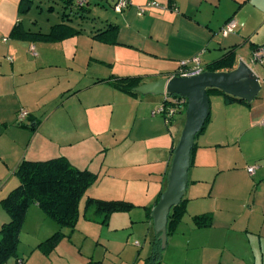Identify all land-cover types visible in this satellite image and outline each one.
Segmentation results:
<instances>
[{
  "label": "crops",
  "instance_id": "0c3cea01",
  "mask_svg": "<svg viewBox=\"0 0 264 264\" xmlns=\"http://www.w3.org/2000/svg\"><path fill=\"white\" fill-rule=\"evenodd\" d=\"M20 1L0 0V228L9 220L1 202L19 184L15 174L19 163L26 158L45 160L58 156L67 157L79 168H88L93 172L98 168L95 173L106 169L110 175V189L118 188L120 176L119 181L128 182L126 193L140 195L142 192L146 213L143 222L154 228L153 208L167 187L173 151L184 127L183 122L180 123L182 115L177 114L184 111H178L169 124L160 119L163 116L150 113L151 118L148 116V119L155 128L143 136L145 141L151 142L144 159L134 158V155L127 153L120 160L115 156L112 159L108 157L109 147H105L100 135L97 111L91 112L80 106L75 113L63 109L61 122L52 124L49 121L59 110L55 108L51 117L41 123L37 111L32 109L35 106L27 105V109L20 96L16 95V90L20 91V88L16 80L12 87L11 82L14 80L10 73L12 71L14 74L15 67L12 65L9 70L6 64H16V60L17 63L20 60V42L23 46L30 42L32 44L30 40L10 36L19 20L23 29L32 31L23 25L19 12ZM59 1L64 7L63 1ZM130 1L131 4L122 12H116L110 1L92 0L83 16L63 21L61 15V22L81 31L61 40L64 41L62 43L78 35H87L88 39L94 41L92 55L95 62L88 65V68L94 69L86 87H103L105 94H117L124 92L113 85L118 79L136 78L140 85L180 75L181 61H191L196 56L201 60L203 71L233 70L240 61L247 62L252 68L253 65H262L261 73L253 69L260 78L262 88L251 102L227 101L224 94L218 91L209 93L210 114L204 130L196 135L191 152L188 184L183 197L184 212L168 229L167 235L173 238L174 244L178 241L179 246L183 245L186 249L180 248L186 255L183 260L179 257L180 264H264V62L252 61L253 52L264 45V0H154L160 7H147L143 14H139V6H145L150 0ZM49 9L54 11V6L51 5ZM74 20L81 24L75 26L72 23ZM230 20H235V28L225 33L223 28ZM109 29L105 34L106 40L94 37L96 33ZM50 30L43 33H49ZM31 44L29 51L34 46L37 55L31 52L30 55L43 59L47 50ZM230 53L231 57L223 62L224 56ZM9 54L13 58L10 59ZM119 60L127 67V71L117 68ZM100 63L109 68L96 66ZM191 65L192 62H189L188 66ZM134 66L137 68L134 69ZM97 102L100 103L97 100L93 104ZM21 109H26L29 114L25 118L27 120L20 122L18 117ZM16 121H19V128L13 125ZM27 127L32 129V134L23 149L21 132ZM133 132L134 126L128 136L132 137ZM249 167H255L253 173L248 171ZM129 182H138L141 188L139 185L132 188ZM95 187L91 186L87 190V198H107L102 190H96ZM110 197L105 200H120ZM86 199L83 211L79 208L76 227L73 230L62 228L65 236L52 251L47 253L43 249L45 254L53 253L67 237L73 239L75 247L78 246L76 232L81 215L85 216ZM31 212L42 219L34 221L38 228L33 230L34 234L43 233L40 229L42 223L46 226V236L61 229L56 222L55 226L48 222L44 216L46 214L37 204L30 206L23 227L30 220ZM202 215H208L210 221L197 223L195 218ZM93 220L99 221L100 216H95ZM178 234L181 235L180 240L175 237ZM157 235L154 230L151 248L143 264H147ZM160 246L162 255L159 264H162L166 247H162V242ZM97 256L100 257L90 256L88 262L105 264L101 253ZM14 264H25V258L17 254Z\"/></svg>",
  "mask_w": 264,
  "mask_h": 264
},
{
  "label": "rangeland",
  "instance_id": "374dc122",
  "mask_svg": "<svg viewBox=\"0 0 264 264\" xmlns=\"http://www.w3.org/2000/svg\"><path fill=\"white\" fill-rule=\"evenodd\" d=\"M33 1L34 3L33 5L31 4L32 7L29 12L22 14L23 25L32 31H49L51 25L61 22L62 10H66L68 13L71 10L68 7L63 9L59 0L55 2H51V0ZM51 5L54 6V11L49 9ZM72 18L74 17L72 16ZM72 23L75 26L81 24L75 20ZM87 25L89 24H85V26ZM62 42L64 41L53 42L42 38L33 40L32 44H35L37 48L40 45L47 50L46 56L41 60L30 55L29 46L31 42L24 46L20 42V60L18 63L17 60L16 64L6 62L9 70L12 65L15 67L14 74L10 71L14 80L11 83L13 87V83L15 80L17 81V87L20 88V91L16 90V95L20 96L23 105L27 109L29 106L34 105L35 107L32 109L37 111V116L40 118L39 121L41 123L51 117V113L55 108L59 109L57 114L49 121L52 124L61 122L63 109H68V112L75 113L80 106L91 112L97 111L96 116L99 120L100 135L105 141V147L106 145L109 147L107 151L109 153L108 157L112 159L115 156L116 159L120 160L127 153L130 156L134 155V158L144 159L151 142L145 141L143 136L151 128H155L148 116L151 118L150 113L161 106L166 95L142 92L135 94L124 92L105 94L103 87H86L87 83H89L90 73L94 69L88 68V65L95 62L92 55L94 41L91 38L88 39L87 35H78L67 39L65 43ZM8 57L11 59L13 55L9 54ZM96 66L109 68L108 65L103 63ZM117 68L121 71H127V67L120 60ZM136 68L134 66V69ZM253 69L257 73H261L262 65H253ZM93 95L95 98H93ZM97 100L100 103L93 104V101ZM146 113H148L147 116L145 115ZM144 115L146 117H143ZM179 115H182L180 123L183 122L184 124L186 109L182 114H177V116ZM162 118L160 117L161 120H164ZM18 124L19 121H16L13 125L19 128ZM27 125L30 126V124ZM133 126L134 132L131 137L128 135ZM12 130L13 126L10 131L12 132ZM21 133H23L21 136V147L24 149L31 138L32 129L27 127ZM128 160H131V157H128ZM97 174L98 180L92 186H96V190H102L103 195L107 196V198L103 199H108L110 195H114L115 197L110 198L131 201L134 206L130 211L113 213L108 225L97 220H89L81 215L79 228L76 232L78 234L77 240H79V242L77 241L78 246L75 247L72 243L73 239L70 240V237H67L60 242L58 248L50 255L42 251L43 249L40 248L39 243L53 232L46 236V226H43L42 223V228L40 227V229L43 230V233L39 234L36 232L37 234H34L33 230L36 231L38 229L34 221H41L42 219H39L32 211L29 215L30 220L27 221V225L21 231L17 249L18 256L25 258V264H95L94 261L89 263L88 260L90 261V256L94 258L100 257L97 256L99 253H101V258H103L105 264H143V259L151 248L150 241L154 237V230L156 232V229H154L155 225L153 228L146 221L143 222L144 214H146L143 206L144 195H142V192L140 195L133 192L126 193L125 188L128 182L119 181L121 180L120 176H118V188L110 189L108 183L110 175L106 169L104 171L101 170ZM10 176L11 173L8 178ZM129 183L132 188L139 185L138 182ZM121 185L123 186L122 188L120 187ZM86 196L84 195L80 203L79 208L81 211L84 209ZM44 216L48 222H52L55 226L53 219L46 215ZM93 216L97 217L96 214H93ZM175 237L180 240L181 235L178 234ZM172 241L173 238L167 235L162 264H180L179 257L182 260L185 259V252L180 249L183 248L184 250V246H179L178 241L175 244ZM136 243L140 245H136ZM105 247H107V250ZM103 251L106 253L103 254ZM7 263L14 264L15 257L10 258Z\"/></svg>",
  "mask_w": 264,
  "mask_h": 264
},
{
  "label": "trees",
  "instance_id": "16d2710c",
  "mask_svg": "<svg viewBox=\"0 0 264 264\" xmlns=\"http://www.w3.org/2000/svg\"><path fill=\"white\" fill-rule=\"evenodd\" d=\"M62 1L64 3L63 9L67 7L71 9L69 13L63 10V21L72 20V16L74 18L83 16L84 10L88 7L78 6L73 0ZM31 3L32 0H21L19 3L20 14L29 12ZM109 31L110 29L96 33L94 37L106 40L105 34ZM80 32V29H76L65 22L54 24L49 33L40 31L32 32L23 29L21 20H19L13 27L10 36L30 41L37 38H42L47 41H61ZM230 57L231 53L226 54L222 61L226 62ZM113 85L124 92L135 94V87L139 85V81L131 77L121 78L113 82ZM213 91L224 94L227 101H244L225 94L218 89H208V93ZM176 97H179V95ZM186 106V100L183 103L177 104V112L185 111ZM163 118L167 124L173 119L167 120L166 116ZM205 125L202 130H204ZM15 174L19 179V184L12 189L1 202L9 215V220L0 228V264H6L10 258L17 256L20 234L31 205L37 204L39 208L61 228L39 245L40 248L48 253L52 251L65 236L62 228L73 230L76 227L80 216V202L87 190L95 184L98 179L97 173L88 168H79L75 166L65 156H58L45 160L23 159L17 166ZM183 205L184 199H182L178 205L171 208L168 216L167 231L183 215ZM133 206V203L125 200H105L88 197L85 203V216L88 219H95L93 214L99 215L100 223L107 225L113 213L130 211ZM197 217L198 218L195 219H197V223L200 224L203 220L204 222L205 220L210 221L208 215ZM159 235L158 233L152 253L146 260L147 264L160 263L162 249Z\"/></svg>",
  "mask_w": 264,
  "mask_h": 264
},
{
  "label": "water",
  "instance_id": "95a60500",
  "mask_svg": "<svg viewBox=\"0 0 264 264\" xmlns=\"http://www.w3.org/2000/svg\"><path fill=\"white\" fill-rule=\"evenodd\" d=\"M261 88L259 76L245 61H240L237 68L229 71L204 70L191 76L174 75L135 87L136 92L181 95L187 101L184 127L174 148L167 173V187L152 212L162 247L167 239L170 210L182 201L186 193L195 137L203 129L210 114L208 89H218L230 96L251 102L259 95Z\"/></svg>",
  "mask_w": 264,
  "mask_h": 264
},
{
  "label": "built area",
  "instance_id": "2783aa9c",
  "mask_svg": "<svg viewBox=\"0 0 264 264\" xmlns=\"http://www.w3.org/2000/svg\"><path fill=\"white\" fill-rule=\"evenodd\" d=\"M73 1L78 6L86 7V6L90 5V2L92 0H73ZM106 1L112 2L113 8L116 12H122L131 4L130 0H106ZM147 7H160V5L156 1L150 0L147 2V4L145 6H139V9H138L139 14H143L146 11ZM235 25H236L235 20H230L224 26L223 31L225 33H230L235 28ZM30 52L33 55H37V52H36L34 46L31 47ZM252 61L254 63H263L264 62V45L259 47L257 50H255L253 52ZM189 62H192L191 66H188ZM202 71H203V67L201 66V60H200L199 56H196L191 61L182 60L181 61V69L179 70L178 74H180L179 76H191V75L198 74ZM185 100H186V98L183 96L172 97V96L166 95L161 106L159 108H157L156 110H153L152 114L153 115H161L163 117L166 116L167 120L171 119L177 113V104L183 103V102H185ZM28 114H29V112L26 109H21L19 111V117H18L19 121L20 122L23 121L28 116ZM254 170H255V167H249L248 168V171L250 173H253Z\"/></svg>",
  "mask_w": 264,
  "mask_h": 264
}]
</instances>
